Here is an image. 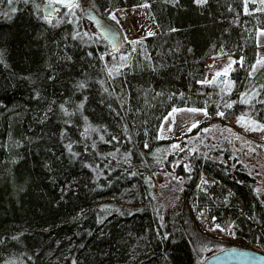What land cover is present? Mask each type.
Returning <instances> with one entry per match:
<instances>
[{
	"label": "trees",
	"instance_id": "16d2710c",
	"mask_svg": "<svg viewBox=\"0 0 264 264\" xmlns=\"http://www.w3.org/2000/svg\"><path fill=\"white\" fill-rule=\"evenodd\" d=\"M85 1L94 3L98 14L113 24L109 11L149 3L161 31L144 40L151 66L123 68L122 75L109 80L101 71L103 62L96 59L108 48L95 35L100 43L87 46L79 39H64L76 25L53 28L37 18L32 5L16 4L20 10L11 20L0 15V54L10 65L6 69L0 64V264H199L248 241L264 245V203L255 190L256 180L241 166L230 171L211 158L192 156L193 174L182 165L174 169L177 176H191L187 186L199 168L224 185L233 197L218 190L216 197L208 196L202 203L225 228L224 234L234 223L233 241L203 232L194 209L172 214L166 202L160 203L150 180L171 168V159L162 156V148L171 141L159 139L161 121L171 108L256 115L239 102L238 93L264 84V71L251 78L245 71L256 58L255 30L264 27V15L245 14L243 0H207L204 5L195 0H179L178 5L165 0ZM36 2L43 14L45 0ZM9 9L3 0L0 13ZM77 19L83 33L81 9ZM66 55L73 60L67 61ZM228 55L244 56L247 62L243 68L233 66L232 92H222L225 85L217 78L200 83L207 76L203 61ZM85 74L90 87L76 91L74 85ZM99 79L106 80L104 87L113 85L111 96L103 92ZM33 88L47 99H34ZM85 95L83 115L78 112L75 123L65 125L67 117L60 118L58 104L67 100L71 108ZM53 99L55 114L38 123L34 117L43 115ZM229 99L237 103L225 108ZM255 108L264 117V105ZM84 116L87 124L99 129L90 130L87 138L81 135ZM65 128L71 140L79 141L73 145L79 158L71 157L64 146L67 140L60 138ZM15 141H22V146L16 147Z\"/></svg>",
	"mask_w": 264,
	"mask_h": 264
},
{
	"label": "rangeland",
	"instance_id": "374dc122",
	"mask_svg": "<svg viewBox=\"0 0 264 264\" xmlns=\"http://www.w3.org/2000/svg\"><path fill=\"white\" fill-rule=\"evenodd\" d=\"M248 7L250 11L245 14L264 15V13L253 10L261 7L258 3L253 4L249 0ZM119 12L120 15H118ZM115 14L118 22L115 21L116 24H112L118 27L124 37L121 51L114 54L117 61L123 53L127 56L125 63L133 68L150 69L151 59L145 50L144 40L147 37L161 34L150 8L139 6L120 8L115 11ZM84 29V32L93 33L87 23ZM149 30L156 34L149 35ZM131 40H137L138 43L131 44L129 43ZM128 45L129 48L127 49ZM258 51L264 52V47H257ZM229 56L208 58L209 65L205 64V60L203 61V67L207 70L206 80L213 81L217 78L224 81L229 79V76L224 77L223 74L216 77V71L222 69L228 63ZM232 58L238 60V58ZM105 60L112 63V55H109ZM173 108H177L179 111L173 112ZM173 108L164 116L159 127V139L171 141L169 146L162 148L163 159H171V168L168 171L162 170L153 174L150 178L152 186L160 203L166 202L165 208L169 209L172 214L182 213L187 208L194 209L196 220L202 231L208 235L224 239L225 228L222 226L220 228L216 227L218 224L216 216L202 202L208 196L211 198L216 197L218 190H225L229 198L233 196L227 192L222 183L203 168L197 170L192 177L193 182L189 186L186 183L190 181L191 176L187 175V178L177 176L174 169L178 165H182L187 172L193 174L192 166L189 163L192 156L211 158L227 165L230 171H233L239 165L256 180L255 190L257 188L261 189L258 195L264 203V132L250 130L245 127L243 122H238L241 114L229 116L224 112V116H219L217 115L219 111L213 113L206 111V115L203 111L195 113L188 111L190 107L175 106ZM242 114L250 115L248 111ZM174 144L180 147L173 148L172 145ZM175 177L180 179H175ZM202 178L207 180L208 183H203ZM172 181L174 182L173 185ZM174 201L181 202V205L184 204L183 209L176 210L173 206ZM224 215L225 218L229 217L227 209ZM233 226L234 223L230 224L227 229L234 231ZM250 242H259L264 248L259 240L245 242L242 247L237 248H246V245ZM203 260L199 264H202Z\"/></svg>",
	"mask_w": 264,
	"mask_h": 264
},
{
	"label": "snow or ice",
	"instance_id": "6c2138e0",
	"mask_svg": "<svg viewBox=\"0 0 264 264\" xmlns=\"http://www.w3.org/2000/svg\"><path fill=\"white\" fill-rule=\"evenodd\" d=\"M3 0H0V3H2ZM166 3H171L173 5H178L179 0H165ZM23 4L25 7H28L29 5H32V7L36 10V16L38 19L43 20L47 25L56 28L62 23H67V24H75L76 28L73 29L72 32H70L67 36L64 37V39H68L69 37L72 40H77L79 39L81 43L85 44L86 46L90 43H100L99 41L95 40L94 34H89L88 32H81L79 30V21L77 19V10L82 9V5L80 3V0H47V11L43 14L39 12V9L41 5L36 2V0H7V4L10 6V9L8 12L0 13V15L4 16L6 19L11 20L12 14L17 13L20 9H18L15 5L16 4ZM195 3L197 5H204L207 3V0H195ZM251 3L253 4H259L261 7L253 9L254 11H258L261 13H264V0H251ZM244 4V11L245 13H248L250 11L248 4L249 0H243ZM92 7H95V4L93 3ZM139 7H144L148 8L150 7V4L145 2L142 5H139ZM231 10V9H230ZM109 16L111 17L112 20L117 21V16L115 12L109 11ZM234 23H239V20H234ZM96 24L100 26L103 30L104 33L111 35V30L107 28L106 26L102 25L99 20H96ZM176 29H169V31H175ZM149 35H155L153 31L149 30ZM84 37H88L87 40H84ZM127 39V37H125ZM131 44H136L138 43L137 40H131L129 41ZM255 43L258 48L264 47V27H258L255 30ZM65 48H67V45H64ZM113 49L116 52L120 51V45H118L115 42V38L113 37ZM178 50V49H177ZM188 51H191V49H188ZM223 54V52L221 53ZM88 56H93L92 52L87 53ZM110 53L107 51L101 52L100 56L96 59L99 61L103 62V67L101 68V71L105 73L107 78L109 80H115V78L119 75H122L121 69L130 67L125 61L127 60V56L125 54H121L119 57V61H117V58L115 55H112V63H109L107 60H105L106 56H109ZM65 59L67 61H72L73 57L71 55H66ZM246 60L244 56H240L237 59L232 58L229 56L228 58V63L220 70L216 71V77H220L221 74H223L224 77H228L229 73L233 71V65L239 64L241 68H243L246 64ZM0 64H2L6 69L10 67L6 63V61L3 58V55L0 54ZM49 68L52 67L51 64L48 65ZM247 76L249 78L254 77L255 74L258 72L264 71V52H256V58L254 62L249 63L247 68L245 69ZM23 79H28L31 83L35 84L36 81L32 80L31 77H22ZM49 80H55V76H48ZM214 81H208V80H202L200 83H212ZM223 84L225 85L221 91L226 92V93H231L233 90V87L236 84L235 80L232 79H226L222 81ZM98 83L103 87V92L108 93L109 96H111L113 93L109 91L110 87H113V85H109L107 87H104L106 84V80L104 79H99ZM90 87L89 84V78L87 74H85V78L78 81L75 85L74 88L76 91L83 92L86 89ZM34 92V99L37 101H42L46 100L47 98L43 96L42 91L39 88H33ZM181 96H183V93H181ZM239 102L241 104H245L249 106V111L254 112L256 115H247V114H241L240 117L238 118V122H243L245 127L249 128L250 130L256 131L259 130L261 132H264V117L260 116L259 111L255 108L256 104L264 105V84H260L257 88V86L253 85L250 89H246L245 91L239 92ZM119 98V97H117ZM88 100V96L85 95L83 100L78 101L74 107H68L66 106L68 104V101H64L58 104V109H59V115L60 118L63 119L64 117H67V119H63V122L65 125H71L75 123L73 120V117L76 116V114L79 112L81 115H83V109L85 106V102ZM236 100H227L224 101V107L225 108H232L234 104H236ZM57 105V101L55 99L51 100L43 110V115H40V113L36 114V118L38 123H44L49 119L50 114H55L54 106ZM111 107V105H109ZM173 112L179 111L177 108L172 109ZM188 111L191 112H205L207 115V112L205 109H200V108H190ZM219 116H224L225 113L223 111H219L217 113ZM259 117V118H257ZM83 119L86 122V126L84 128V131L81 133L82 136L85 138L88 137L89 131H98L99 129L96 127H93L90 124H87L88 117L84 116ZM68 129L65 128L63 129L59 135L61 140H67V143L64 145L65 148L67 149L68 153L71 155L72 158H79L80 152L74 151L73 150V145L75 143H79V141H74L71 140L68 135ZM102 140L104 139L103 136L100 137ZM115 139V137H113ZM22 141H15V146L20 147L22 146ZM147 146V145H146ZM92 148L96 147L95 141L92 142L91 145ZM173 148H178L180 147L177 144L172 145ZM88 150L87 144H85V151ZM159 151V150H158ZM46 167H49V165H45ZM88 167H92L91 164L87 165ZM187 167V165H186ZM136 173H132V175H135ZM175 179H180L179 177H175ZM203 183H208L207 180H204L202 178ZM257 194L261 192L260 188L256 189ZM123 214V213H121ZM217 228H220L221 226L219 224L216 225ZM168 234L164 235V238L167 239ZM12 239H17V237H13ZM0 243H3V241H0ZM73 264H76V261H73Z\"/></svg>",
	"mask_w": 264,
	"mask_h": 264
},
{
	"label": "water",
	"instance_id": "95a60500",
	"mask_svg": "<svg viewBox=\"0 0 264 264\" xmlns=\"http://www.w3.org/2000/svg\"><path fill=\"white\" fill-rule=\"evenodd\" d=\"M80 3L82 5L81 10L84 20L89 25L93 34L97 35L106 44L110 55L119 53L120 51L116 52L113 49V37L115 38V42L120 45V50L124 44L123 35L118 27L101 17L87 1L80 0ZM46 5L47 0H45L42 7L43 13L47 11ZM96 20H99L102 25L109 28L111 35L104 33L102 28L96 24ZM202 264H264V254L249 249L232 247L205 258Z\"/></svg>",
	"mask_w": 264,
	"mask_h": 264
},
{
	"label": "built area",
	"instance_id": "2783aa9c",
	"mask_svg": "<svg viewBox=\"0 0 264 264\" xmlns=\"http://www.w3.org/2000/svg\"><path fill=\"white\" fill-rule=\"evenodd\" d=\"M118 15H120V12L118 13ZM205 64L206 65H209L210 64V61L205 59ZM183 205H181V202H177V201H174L173 202V206L176 210H181L183 209ZM227 239H230L232 240L234 238V235H233V232L230 231L228 232V234L226 235ZM246 248L248 249H252V250H255L257 252H260V253H263L264 254V248L260 245L259 242H250L246 245Z\"/></svg>",
	"mask_w": 264,
	"mask_h": 264
},
{
	"label": "bare ground",
	"instance_id": "6f19581e",
	"mask_svg": "<svg viewBox=\"0 0 264 264\" xmlns=\"http://www.w3.org/2000/svg\"><path fill=\"white\" fill-rule=\"evenodd\" d=\"M124 38V37H123ZM121 51V50H120ZM108 57V56H107Z\"/></svg>",
	"mask_w": 264,
	"mask_h": 264
}]
</instances>
